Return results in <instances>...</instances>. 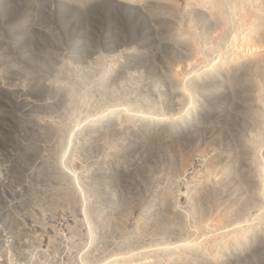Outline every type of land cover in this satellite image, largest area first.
Masks as SVG:
<instances>
[{"label": "rangeland", "instance_id": "rangeland-1", "mask_svg": "<svg viewBox=\"0 0 264 264\" xmlns=\"http://www.w3.org/2000/svg\"><path fill=\"white\" fill-rule=\"evenodd\" d=\"M8 1L0 264H264V0Z\"/></svg>", "mask_w": 264, "mask_h": 264}, {"label": "bare ground", "instance_id": "bare-ground-1", "mask_svg": "<svg viewBox=\"0 0 264 264\" xmlns=\"http://www.w3.org/2000/svg\"><path fill=\"white\" fill-rule=\"evenodd\" d=\"M8 2H10V0L8 1ZM8 2H6L8 5H9V3ZM2 4V3H1ZM11 8V7H10ZM6 9V8H5ZM8 12V11H7ZM6 14V13H5ZM19 30V29H18ZM8 34H9V32H8ZM15 36V35H14ZM3 47V46H2Z\"/></svg>", "mask_w": 264, "mask_h": 264}]
</instances>
